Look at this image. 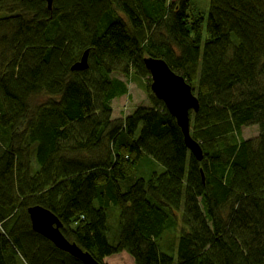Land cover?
<instances>
[{
	"label": "trees",
	"instance_id": "obj_1",
	"mask_svg": "<svg viewBox=\"0 0 264 264\" xmlns=\"http://www.w3.org/2000/svg\"><path fill=\"white\" fill-rule=\"evenodd\" d=\"M198 1L0 0V264H84L31 229L34 204L101 264H264V0ZM145 56L190 84L201 160ZM132 75L148 104L114 118Z\"/></svg>",
	"mask_w": 264,
	"mask_h": 264
},
{
	"label": "water",
	"instance_id": "obj_2",
	"mask_svg": "<svg viewBox=\"0 0 264 264\" xmlns=\"http://www.w3.org/2000/svg\"><path fill=\"white\" fill-rule=\"evenodd\" d=\"M54 0H46L48 8ZM88 50H85L79 61L72 65L74 70H84L88 66ZM143 63L151 78L150 91L161 100L168 112L175 118L183 134L186 147L196 159H202L199 143L190 136V113L197 112L199 103L193 94L190 84L183 76L173 71L163 58L145 56ZM27 214L31 229L51 241L58 249L69 253L84 264H101L88 251L75 242L68 240L61 232L62 223L48 208L35 204L28 206Z\"/></svg>",
	"mask_w": 264,
	"mask_h": 264
},
{
	"label": "rangeland",
	"instance_id": "obj_3",
	"mask_svg": "<svg viewBox=\"0 0 264 264\" xmlns=\"http://www.w3.org/2000/svg\"><path fill=\"white\" fill-rule=\"evenodd\" d=\"M200 1H205V0H200ZM200 1H198L197 3L203 8L206 3L205 2L202 3ZM118 76L122 77V75L120 74H118ZM144 84H145L144 78H140L138 76L132 75L130 81L128 80V94H125L113 100L112 102V107H113L112 115L114 118L115 117L119 118L122 117L124 114L125 115L128 114L133 108L139 105L148 104L146 91L144 89ZM256 134H257L256 126L250 125L243 128L242 135L245 138L253 137ZM180 228L181 225H179L178 228L174 229V231H171L170 234H168V231H166L162 235L161 244L165 246L161 247L162 245L159 244L160 250H162L165 253H169L173 256L176 255V243H177L176 235L178 234ZM102 261L104 264H134L133 259L125 251L112 254L110 256H106L102 259Z\"/></svg>",
	"mask_w": 264,
	"mask_h": 264
},
{
	"label": "bare ground",
	"instance_id": "obj_4",
	"mask_svg": "<svg viewBox=\"0 0 264 264\" xmlns=\"http://www.w3.org/2000/svg\"><path fill=\"white\" fill-rule=\"evenodd\" d=\"M35 205V204H34ZM30 206H32V205H30Z\"/></svg>",
	"mask_w": 264,
	"mask_h": 264
}]
</instances>
